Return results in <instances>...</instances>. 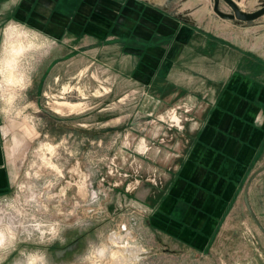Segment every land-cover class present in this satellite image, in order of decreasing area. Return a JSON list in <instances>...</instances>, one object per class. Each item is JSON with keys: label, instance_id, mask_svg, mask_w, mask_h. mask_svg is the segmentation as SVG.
<instances>
[{"label": "rangeland", "instance_id": "374dc122", "mask_svg": "<svg viewBox=\"0 0 264 264\" xmlns=\"http://www.w3.org/2000/svg\"><path fill=\"white\" fill-rule=\"evenodd\" d=\"M203 1L205 11L197 14L205 16V26L264 52V14L249 21L224 18L215 0ZM234 1L244 12L264 6V0ZM20 2L31 7L29 19L46 11L45 0H0V59L11 24L36 32L41 43L22 61L23 83L0 73L11 178L10 188L0 193V215L16 233L0 247V264H121L127 246L139 250L127 264H264V205L255 198L252 204L249 194L256 178V187L263 183L264 169L253 175L264 167V155L211 247L200 251L156 230L149 223L151 210L136 195L144 198L146 183L157 180L166 187L167 174L154 170L155 164H173V156L155 155L168 143L161 126L183 130L190 109L177 104L158 111L151 92L134 78H122L111 61L87 51L90 46L67 52L54 36L27 27L15 17ZM218 9L233 13L225 0ZM176 13L193 21L188 12ZM113 233L123 238L112 241Z\"/></svg>", "mask_w": 264, "mask_h": 264}, {"label": "crops", "instance_id": "0c3cea01", "mask_svg": "<svg viewBox=\"0 0 264 264\" xmlns=\"http://www.w3.org/2000/svg\"><path fill=\"white\" fill-rule=\"evenodd\" d=\"M177 1L45 0L46 11L30 19L31 7L20 2L15 17L54 36L67 52L90 46L87 51L111 61L122 78L151 92L158 111L177 104L190 109L183 130L161 126L168 143L155 155L165 152L173 164L154 170L167 174L166 187L146 183L145 197H136L151 210L153 228L204 251L264 155V52L205 26L197 14L205 11L203 0ZM176 12H188L193 21ZM259 180L250 200L264 205V177L256 187ZM10 185L0 112V193Z\"/></svg>", "mask_w": 264, "mask_h": 264}, {"label": "bare ground", "instance_id": "6f19581e", "mask_svg": "<svg viewBox=\"0 0 264 264\" xmlns=\"http://www.w3.org/2000/svg\"><path fill=\"white\" fill-rule=\"evenodd\" d=\"M36 39L38 41L37 33L34 31L32 32V30H22V27L19 28L17 24H11L7 27L4 37L3 53L0 59V73L3 74L5 80L15 84L23 83L26 74L23 73L22 70L20 71V66L23 60H30V50H35L41 46V43L38 44ZM59 103L61 104L63 102ZM15 234L14 224L5 223L4 217L0 215V247L6 246L8 239H10L9 237L15 238ZM122 238V234L117 233H113L111 236L112 241L117 242ZM127 247L126 253L124 252L123 255L119 256L118 261L121 264H127L128 260L131 259L132 254L136 255L139 252L137 247Z\"/></svg>", "mask_w": 264, "mask_h": 264}, {"label": "water", "instance_id": "95a60500", "mask_svg": "<svg viewBox=\"0 0 264 264\" xmlns=\"http://www.w3.org/2000/svg\"><path fill=\"white\" fill-rule=\"evenodd\" d=\"M225 2H227L229 4V6L233 9V13L221 12L218 9L219 0H215V11H217L224 18H230V19L237 18L239 20L249 21V20H254V19H256V18H258L264 14V6L260 9L256 10V11H253V12H244L239 8V6L237 5V3L234 0H225ZM263 169H264V167L262 169L256 171L254 173L253 177H255Z\"/></svg>", "mask_w": 264, "mask_h": 264}, {"label": "built area", "instance_id": "2783aa9c", "mask_svg": "<svg viewBox=\"0 0 264 264\" xmlns=\"http://www.w3.org/2000/svg\"><path fill=\"white\" fill-rule=\"evenodd\" d=\"M127 228L126 227H124V230H126Z\"/></svg>", "mask_w": 264, "mask_h": 264}]
</instances>
